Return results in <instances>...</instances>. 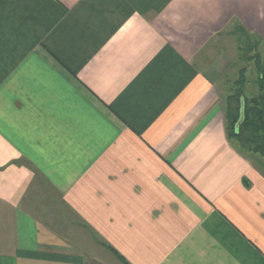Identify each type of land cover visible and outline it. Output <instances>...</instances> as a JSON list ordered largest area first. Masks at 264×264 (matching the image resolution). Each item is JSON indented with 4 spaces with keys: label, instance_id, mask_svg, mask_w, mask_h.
Listing matches in <instances>:
<instances>
[{
    "label": "crops",
    "instance_id": "1",
    "mask_svg": "<svg viewBox=\"0 0 264 264\" xmlns=\"http://www.w3.org/2000/svg\"><path fill=\"white\" fill-rule=\"evenodd\" d=\"M242 38L264 0H0V264H264Z\"/></svg>",
    "mask_w": 264,
    "mask_h": 264
},
{
    "label": "trees",
    "instance_id": "2",
    "mask_svg": "<svg viewBox=\"0 0 264 264\" xmlns=\"http://www.w3.org/2000/svg\"><path fill=\"white\" fill-rule=\"evenodd\" d=\"M247 58L245 61H252ZM258 95L247 97L244 93L246 70H240V78L235 90L228 96L226 118L228 137L245 153H255L264 157V61L260 57L255 62Z\"/></svg>",
    "mask_w": 264,
    "mask_h": 264
},
{
    "label": "rangeland",
    "instance_id": "3",
    "mask_svg": "<svg viewBox=\"0 0 264 264\" xmlns=\"http://www.w3.org/2000/svg\"><path fill=\"white\" fill-rule=\"evenodd\" d=\"M240 42L243 48L242 59H240L238 66L235 68V71H237V74L235 72L234 75L229 76L230 78L229 81H231L232 85L231 84L229 85V89L227 90V92L230 93V91L236 88L235 83L240 78L239 76L240 72L238 70H241L242 68L246 70L245 74H247L246 78H247V81L249 82L248 87L246 89L244 88V92L246 93L247 96L248 95L252 96L258 92L257 90L258 87L256 84L258 72H257L255 62L258 57H260L261 60L264 61V45H262L256 39L242 38ZM247 58H253L254 60L250 62L245 61V59ZM262 162H264V160Z\"/></svg>",
    "mask_w": 264,
    "mask_h": 264
}]
</instances>
